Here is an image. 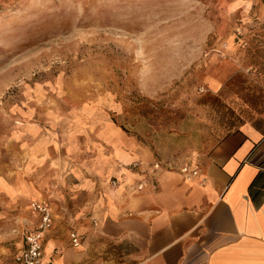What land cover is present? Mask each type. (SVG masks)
Segmentation results:
<instances>
[{"label":"crops","instance_id":"obj_1","mask_svg":"<svg viewBox=\"0 0 264 264\" xmlns=\"http://www.w3.org/2000/svg\"><path fill=\"white\" fill-rule=\"evenodd\" d=\"M217 2L229 20L209 32L224 35L214 49L228 57L208 61L203 88L171 132L142 137L116 123L90 124L82 146L38 179L32 199L46 200L54 217L44 264H264V75L241 69L264 65V0ZM32 199L7 264H19L39 222Z\"/></svg>","mask_w":264,"mask_h":264},{"label":"rangeland","instance_id":"obj_2","mask_svg":"<svg viewBox=\"0 0 264 264\" xmlns=\"http://www.w3.org/2000/svg\"><path fill=\"white\" fill-rule=\"evenodd\" d=\"M225 15L217 0H0V261L18 250L38 179L86 127L171 132L208 61L228 57L209 32Z\"/></svg>","mask_w":264,"mask_h":264},{"label":"built area","instance_id":"obj_3","mask_svg":"<svg viewBox=\"0 0 264 264\" xmlns=\"http://www.w3.org/2000/svg\"><path fill=\"white\" fill-rule=\"evenodd\" d=\"M30 208L40 219L34 229L26 233V245L16 256V261L19 264H44L43 237L53 227V212L49 203L43 199H32ZM71 237L73 245L78 246L81 244L80 237L76 231L71 232Z\"/></svg>","mask_w":264,"mask_h":264}]
</instances>
